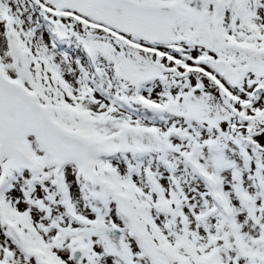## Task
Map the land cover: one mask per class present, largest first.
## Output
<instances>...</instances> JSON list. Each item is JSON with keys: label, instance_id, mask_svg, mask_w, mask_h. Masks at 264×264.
Wrapping results in <instances>:
<instances>
[{"label": "snow or ice", "instance_id": "1", "mask_svg": "<svg viewBox=\"0 0 264 264\" xmlns=\"http://www.w3.org/2000/svg\"><path fill=\"white\" fill-rule=\"evenodd\" d=\"M0 264H264V0H0Z\"/></svg>", "mask_w": 264, "mask_h": 264}]
</instances>
